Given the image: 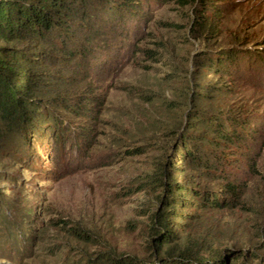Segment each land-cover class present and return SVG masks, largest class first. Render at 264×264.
<instances>
[{
	"label": "rangeland",
	"instance_id": "1",
	"mask_svg": "<svg viewBox=\"0 0 264 264\" xmlns=\"http://www.w3.org/2000/svg\"><path fill=\"white\" fill-rule=\"evenodd\" d=\"M209 2L213 5L148 0L139 5L138 19L124 27L115 19L103 40L107 49L63 66L78 79L70 96L87 92L90 97L80 99L86 102L83 109L53 108L63 123L62 143L52 144L43 133L26 149H14L17 140L9 134L0 140V231L16 232L18 225L29 231L21 250L3 251L0 264H115V259L167 264L166 258L181 259V253L194 262L240 255L246 264H264V0ZM34 48L38 43L29 39L0 35V54L28 55ZM228 49L238 55L219 72L203 68ZM87 67L90 76L81 80L76 74ZM46 70L38 72L62 75L56 68ZM41 105L48 113L50 106ZM200 113L230 114L254 133L243 142L237 136L221 141L216 149L202 145L225 160L222 183L180 161L183 139L213 140L193 123ZM12 114L5 123L0 116V131L16 133L18 116ZM175 181L214 193L222 202L233 198L224 192L231 186L237 197L229 207L200 210V196H184L190 203L170 207L166 188ZM22 212L24 220L17 217ZM165 212L169 222L163 234H172L159 247L158 220ZM174 213L182 217L175 219Z\"/></svg>",
	"mask_w": 264,
	"mask_h": 264
},
{
	"label": "trees",
	"instance_id": "2",
	"mask_svg": "<svg viewBox=\"0 0 264 264\" xmlns=\"http://www.w3.org/2000/svg\"><path fill=\"white\" fill-rule=\"evenodd\" d=\"M143 1L148 0H0V35L11 37L13 40L29 39V41L38 43V48H34L28 55H23L20 52L0 54V85H3L2 87L5 88L9 98L5 102L2 94H0V100L5 102V104L0 102L3 106V112L0 116H2L3 123L12 113V116H18L17 122L14 120L18 126L16 133L0 131V140L3 141L9 134V139L14 142L15 137L17 140L13 146L14 149L19 147L26 149L25 147L32 141L33 136L43 133L49 136L52 144H61L64 133L63 123L53 108L72 111L73 107L76 106L83 109L86 102L80 99L90 97L86 94L87 92L70 96L72 94L69 87H74L73 81H78V79L75 78V71L63 69V66L69 67L70 63L75 65L77 61H88L96 58V54H100L101 49L108 47L104 45L103 40L110 31L111 22L117 19L121 27H124L125 23L138 19L141 14V9L138 7ZM209 1L213 0H205V5H213ZM91 47H95V49H90ZM218 54L219 57L214 62L210 58L203 68L214 73L219 72L218 67L220 68L223 63H228L238 55L233 49L222 50ZM80 67V65H76L75 69L79 70ZM23 68L25 71L22 70ZM41 68L48 70L56 68L61 71L62 75L54 76L51 73H39ZM89 71L90 67H87L86 71L82 70L79 75H76L80 76L81 80H85L90 76ZM40 86L53 89V92H43ZM63 89H66L65 94H61ZM21 94H24L23 97ZM31 95L38 97L37 101H32ZM51 95L54 97L49 98ZM6 103H11L12 112ZM41 103L50 106L47 108L48 113L41 110ZM78 113L82 112L78 111ZM91 115L82 114L83 117H91ZM196 118L198 120H194L193 123H198V126L206 128L213 140H206L205 135L183 139L180 161L186 162L191 169L201 173L205 178L222 183L226 178L222 173L227 167L225 160L217 153L205 152L202 145H209V147L216 149L220 146L221 141L230 143L234 139L233 136H237L238 141L243 142L245 137H253L254 133L249 130L251 129L248 126L249 123L244 124L230 114L222 117L216 114L207 116L200 113ZM11 122L9 126H12ZM77 133L87 135L82 130H78ZM197 138L204 140H200L201 144L193 145L192 140ZM168 185L166 191L170 194L165 197V201L172 202L169 204L170 207H175L176 202L182 205L190 203L184 196L193 200L200 196V199L205 202L200 203L202 206L197 207L200 210H205L210 206L217 208L221 203L229 207L231 202L235 201L234 198L237 197L236 190L231 186H224V192L232 195L233 198H224L225 201L222 202L216 194L206 195L196 187L187 186L185 181H175ZM183 208L188 209L190 206ZM18 213L21 212L18 211ZM167 214L168 212H165L158 220L160 228L163 230L162 233H158L159 247L167 243L169 234H172L171 231L169 234H163L168 230L169 219ZM17 217L23 218V220L27 218L24 212ZM174 217L180 219L182 215L174 213ZM0 218L3 221V216ZM28 236L29 231L26 226L18 225L16 232L0 231V239L5 237L2 241L0 240V255H4L2 252L7 250H12V253L21 250L22 240ZM7 239L8 244L4 246L3 241ZM178 257L181 259H173L172 261L166 258V262L169 260L167 264H246L245 261H241L240 255H234L229 261L225 257L219 256L218 259L210 262H194L192 257L183 253L179 254ZM114 262L115 264H133L127 259H115Z\"/></svg>",
	"mask_w": 264,
	"mask_h": 264
}]
</instances>
